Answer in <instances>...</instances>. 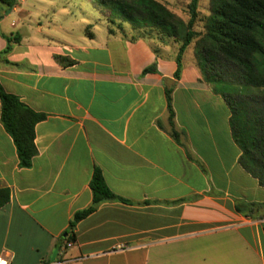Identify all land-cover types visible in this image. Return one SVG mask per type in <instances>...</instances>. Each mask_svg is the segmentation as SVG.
Returning a JSON list of instances; mask_svg holds the SVG:
<instances>
[{
    "label": "crops",
    "instance_id": "1",
    "mask_svg": "<svg viewBox=\"0 0 264 264\" xmlns=\"http://www.w3.org/2000/svg\"><path fill=\"white\" fill-rule=\"evenodd\" d=\"M7 16L0 52L17 27ZM180 44L108 29L76 43L24 36L7 56L14 64L0 62L3 89L46 115L32 165L21 167L0 98V188L10 189L0 256L9 264H264L262 221L235 211L237 200L264 203V186L240 164L232 110L193 44L176 78ZM95 167L129 202L102 203L70 242V221L93 201Z\"/></svg>",
    "mask_w": 264,
    "mask_h": 264
},
{
    "label": "trees",
    "instance_id": "2",
    "mask_svg": "<svg viewBox=\"0 0 264 264\" xmlns=\"http://www.w3.org/2000/svg\"><path fill=\"white\" fill-rule=\"evenodd\" d=\"M110 11L112 22H126L140 36H152L157 31L163 41H179L176 78H180L182 58L187 48L198 39L196 51L204 78L216 83L215 90L227 100L231 110V125L236 142L243 154L240 164L264 186V0H211L210 14L202 21L203 30H195L199 17V0L189 4L190 18L187 22L172 12L160 0H97ZM19 0H0L6 9H14ZM1 18V17H0ZM122 27H120L121 29ZM113 34L112 29L108 30ZM157 35V36H158ZM137 37H133L134 39ZM7 46L0 52V62L14 64L7 58L20 34L6 36ZM64 66L76 62L56 55ZM156 63L145 68L143 74L156 72ZM253 88L256 94H247ZM2 121L12 135L17 147L20 166L28 168L37 154L35 125L46 115L36 113L19 99L7 93L0 84ZM168 106L173 117L171 89L167 90ZM93 201L85 209L77 211L66 232L67 239L76 240L75 229L80 221L94 213L104 202L129 201L115 194L107 185L102 170L95 167L90 182ZM10 201V189L0 188V209ZM235 211L248 218L262 221L264 228V203L237 200Z\"/></svg>",
    "mask_w": 264,
    "mask_h": 264
},
{
    "label": "rangeland",
    "instance_id": "3",
    "mask_svg": "<svg viewBox=\"0 0 264 264\" xmlns=\"http://www.w3.org/2000/svg\"><path fill=\"white\" fill-rule=\"evenodd\" d=\"M160 1L185 22L189 20L191 0ZM15 8L17 11L8 13L5 22L17 24L16 28L10 29L11 36L20 34L22 37L32 39H52L55 43H76L83 37L89 38L94 33L98 35L105 29L129 33L133 37L142 35L140 32L132 31L131 26L126 22L116 20L113 23L109 9L99 5L97 0H19ZM210 8L211 0H199V17L195 30H203L202 20L210 14ZM8 11L9 9L0 4V16H5ZM157 35V31L152 32L155 38L159 37ZM168 40L173 41L172 38ZM197 40L192 42L193 51L199 50Z\"/></svg>",
    "mask_w": 264,
    "mask_h": 264
},
{
    "label": "built area",
    "instance_id": "4",
    "mask_svg": "<svg viewBox=\"0 0 264 264\" xmlns=\"http://www.w3.org/2000/svg\"><path fill=\"white\" fill-rule=\"evenodd\" d=\"M0 264H9V263H8L7 259L0 256ZM43 264H46V263H43Z\"/></svg>",
    "mask_w": 264,
    "mask_h": 264
},
{
    "label": "water",
    "instance_id": "5",
    "mask_svg": "<svg viewBox=\"0 0 264 264\" xmlns=\"http://www.w3.org/2000/svg\"><path fill=\"white\" fill-rule=\"evenodd\" d=\"M11 11H12V9H9V11L7 12V14H8V13H11Z\"/></svg>",
    "mask_w": 264,
    "mask_h": 264
}]
</instances>
